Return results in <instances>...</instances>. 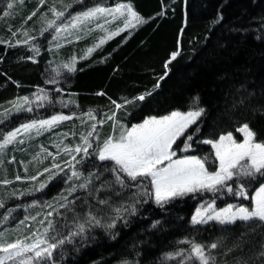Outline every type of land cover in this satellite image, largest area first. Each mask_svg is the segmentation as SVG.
Returning <instances> with one entry per match:
<instances>
[{
  "label": "snow or ice",
  "instance_id": "6c2138e0",
  "mask_svg": "<svg viewBox=\"0 0 264 264\" xmlns=\"http://www.w3.org/2000/svg\"><path fill=\"white\" fill-rule=\"evenodd\" d=\"M184 2L187 4V0ZM76 5L83 7L76 10ZM23 6L24 0H10L3 17L13 16ZM166 8L165 5L157 15H165ZM33 17H37L34 25L25 27ZM149 19L137 10L134 0H116L114 4L98 0L91 5L85 4V0H51V3L38 0L19 28L12 31L9 27L10 37H0V44L8 47L25 46L32 53L25 58L36 61L42 50L41 38L47 40L48 51L55 57L65 45L96 31L102 33L83 55L73 52L56 64L54 75H48L45 81L54 85V90L38 87L31 95L9 101V107L0 111V123H4L13 112L32 113L45 106L54 108L57 103L62 109L69 108L68 114L53 112L46 118L21 122L9 131L0 128V171L4 173L0 178V209H6L0 214V264H72L85 249L99 243L98 230L110 241H116L121 235L119 228L131 227L134 218H143L145 205L154 204L167 212L168 205L186 198L198 200L188 221L192 230L174 239L175 247L162 251L155 264H264V78L257 84L248 75L242 79L234 77L225 90L224 114L234 120V130L242 139L233 131H226L218 138L194 140L201 131L202 117L207 115L199 95L191 98L187 110L177 108L167 114H149L136 123L125 122V117L131 115L129 106L152 96L160 81L168 76L169 65L181 55L179 47L170 52L164 64L166 71L152 90L131 99L122 96L119 102L109 97L114 109L105 112L103 118L98 119L99 113L92 108L80 111L74 99L76 93H68L65 99V89L61 87V81L69 82L65 70L69 75L82 71L77 68L80 60ZM223 20L220 12L211 24L215 27ZM184 23L186 26V13ZM183 31L182 28L181 35ZM229 31L253 33L255 40L264 44V14L258 17L257 27L233 26ZM97 95L106 93L101 90ZM121 110L125 117L118 115ZM74 118L85 126L79 133L75 130L57 133L52 141L55 152L40 145V151L31 154V160L20 161L25 174L17 171L9 178L5 158L10 146L13 152H27V148L20 146ZM257 118L260 123L253 126ZM108 122L111 131L102 136L100 126ZM193 125L195 129L189 131ZM77 135V141L65 143L68 136ZM200 144L210 145L214 150L211 165L210 155L190 154ZM49 158L51 162L44 165ZM15 159L13 155L8 162ZM29 165L36 168L35 174H28ZM55 179L62 181L63 187L51 200L6 207L8 200L43 190ZM24 184L27 187L21 186ZM222 197L237 202L225 201L224 206H219L217 201ZM244 200L249 203H243ZM37 206L40 210L30 211ZM20 207L25 210L22 219L13 215ZM13 221L15 226L9 227ZM161 224V220L155 219L149 227L164 231ZM205 226L216 229L217 234L204 239ZM14 233L20 235L12 238ZM132 252L134 257L129 258L131 252L121 253L114 264H153L145 261V253L135 244ZM91 264L113 262L102 256Z\"/></svg>",
  "mask_w": 264,
  "mask_h": 264
},
{
  "label": "trees",
  "instance_id": "16d2710c",
  "mask_svg": "<svg viewBox=\"0 0 264 264\" xmlns=\"http://www.w3.org/2000/svg\"><path fill=\"white\" fill-rule=\"evenodd\" d=\"M6 2L7 0H0V18L6 9ZM48 2L51 3V0ZM94 2L98 0H85L87 5ZM115 2L116 0H107L108 4ZM37 4L38 0L32 1L10 21L12 28L15 29L20 25ZM134 4L144 17L151 19L135 30L122 32L98 48L91 57L80 60L77 68L82 71L78 70L74 75L66 74L68 83L61 81V87L65 89V99L68 93H76L74 99L78 101L80 111L87 112L92 108L99 113L98 119L103 118L105 112L114 109L109 97L119 102L122 96L131 99L133 96L152 90L158 77L166 71L164 64L170 52L179 47L182 49L181 55L169 65L171 71L160 81V87L153 92V95L147 97L144 102L137 101L135 105L129 106L131 115L125 117L122 110L118 115L125 117V122L136 123L149 114H167L177 108L187 110L192 102L191 98L199 95L201 106L207 109V115L202 117L201 131L194 140L208 136L218 138L219 134L226 131H233L240 137L234 130V120L224 114L225 90L234 77L242 79L244 75H248L254 78L257 84L261 78H264V44L255 40L253 33H233L229 28L249 25L257 27L258 17L264 14V0H187V4L184 0H134ZM165 5L166 14L157 15ZM81 7L83 6H75L76 10ZM220 12L223 13L224 20L213 27L211 21ZM254 17L257 19H253ZM32 19L34 20V17ZM32 19L28 21L29 24ZM182 28L184 31L181 35ZM5 30L0 28V37L10 36ZM245 36L247 39H244ZM94 40L96 38L92 40L86 38L66 45L61 49V60L67 59L73 52L78 56L83 54L86 47ZM31 54L24 46L11 48L6 44H0V111L9 107V101L15 100L18 96L31 95L38 87L54 90V85L45 82L48 75H51L48 62L53 61V57L44 48L36 61L25 58ZM59 61L55 59L56 64ZM221 77L224 79H220ZM101 90L106 95H97ZM61 111L68 114L69 108L62 109L57 103L54 108L45 106L35 109L32 113L21 111L12 114L4 123H0V128L9 131L21 122L36 117L46 118L53 112ZM110 123L101 126L102 136L110 133ZM197 123L200 124V121ZM259 123L257 118L253 126H258ZM82 127L85 126L81 125L79 119L74 118L34 139L31 146H27L29 148L27 152L8 150L5 167L8 168L9 178L16 169L22 172L24 165L20 163L21 160L27 162L32 158L31 154L40 151V145L49 146L50 142L45 141L48 136H55L61 130L63 133L71 130L79 133ZM195 127L196 125L191 126L189 131ZM190 154L210 155L209 165L212 163L211 157H214L211 146L205 144H200L195 151L190 150ZM13 155L16 159L9 163L8 160ZM84 167L87 171L88 165L85 164ZM35 172L36 170L30 171V174ZM3 175L4 173L0 171V178ZM62 187V181L55 179L45 189L32 195L29 200H51ZM225 201L237 202L222 197L217 203L219 206H224ZM243 203L248 204L249 201L244 200ZM197 204L198 200L186 198L185 201L168 205L167 212L154 204L145 205L143 218H134L135 222L131 227L119 228L121 235L116 241H110L102 231L98 230L99 243L85 249L76 261H72V264H91L92 260L100 259L102 256L114 264L116 257L121 253L128 255L131 252L129 258L135 256L132 252L133 244L145 253V261H152L155 264L156 258L162 251L175 247L174 239L191 232L188 221ZM155 219L161 220L164 231L149 227ZM205 229L204 239H211L213 234H217L214 228L205 226ZM140 241L144 243L141 244Z\"/></svg>",
  "mask_w": 264,
  "mask_h": 264
},
{
  "label": "rangeland",
  "instance_id": "374dc122",
  "mask_svg": "<svg viewBox=\"0 0 264 264\" xmlns=\"http://www.w3.org/2000/svg\"><path fill=\"white\" fill-rule=\"evenodd\" d=\"M32 1H34V0H24V6H23V8L21 9V10H18L17 12H16V14H14L13 16H10V17H3V15H2V17L0 18V28H4V29H6L5 31H8V34H10V36H11V32L8 30L9 29V27H11L12 28V26H11V22L10 21H12L14 18H16L17 17V15H19L29 4H31L32 3ZM8 2H10V0H7V2L5 3L6 5H5V7H7V3ZM46 7H47V5H46ZM43 10V9H42ZM37 15H39V13L37 14ZM33 20V19H32ZM36 20H37V17H34V20L29 24L28 22H27V24L26 25H24L25 27H31V26H33L34 25V23L36 22ZM28 21H30V20H28ZM24 22V21H23ZM23 22H20L19 24L20 25H18L15 29H13L12 28V31H15L17 28H19L22 24H23ZM37 27H38V25H37ZM99 35H102V33H100L99 31H96V32H94L92 35H90L89 37H87V38H89V39H94V38H97ZM9 36V37H10ZM45 36L47 37L48 36V34L46 33L45 34ZM50 38V37H49ZM86 39V38H85ZM41 41H42V45H41V49H45L48 53H50V55L53 57V60H55V59H58V60H61V55H59V56H55L54 57V55H53V53L52 52H50V51H48V44H47V40L46 39H44V38H41ZM19 46V45H18ZM20 46H23V45H20ZM66 46V45H65ZM64 46V47H65ZM25 47V46H24ZM94 53V52H93ZM92 53V54H93ZM61 54V53H60ZM83 54H84V52H83ZM83 54H81V55H83ZM78 55V54H77ZM91 57V56H90ZM88 59V58H87ZM56 68V62H55V64H49V67H48V70L51 72V75H54V69ZM65 74H67L66 73V70H65ZM14 113H17V112H13L12 114H14ZM11 114V115H12ZM5 121H7V120H5ZM4 121V122H5ZM66 122V121H65ZM198 122V121H197ZM64 123V122H63ZM62 123V124H63ZM61 124V125H62ZM101 127V126H100ZM58 128V127H57ZM57 128H54V129H57ZM53 129V130H54ZM65 129V128H64ZM65 131V130H64ZM50 132V131H49ZM45 133H48V132H44L43 134H45ZM58 133H62V130H61V132L59 131ZM240 137H238L236 134H234V135H236L238 138H240V139H242V135L241 134H239V133H237ZM42 136V135H41ZM41 136H39V137H37V138H40ZM37 138H35V139H37ZM78 138L79 137H77V138H73V137H71V138H69V137H67V139L65 140V143H74L75 141H77L78 140ZM56 139V135L55 136H48L47 137V140H45L46 142L47 141H49L50 143H49V146H47L46 148H48V150L49 151H52V152H55L56 151V148L53 146V144H52V141L53 140H55ZM34 140V139H33ZM32 140V141H33ZM71 140V141H70ZM31 141V142H32ZM31 142H30V144H28V143H26L25 145H21L20 147H23V148H27V150H29V148L27 147V146H31ZM210 146V145H209ZM9 150L11 151V146L9 147ZM213 156H214V150H213ZM29 160H31V158H29L28 159V161ZM210 161V160H209ZM51 162V160H50V158L48 159V160H45L44 161V165H47V164H49ZM210 163V162H209ZM217 164H218V162H217ZM44 165H41V167H43ZM7 170H8V168H7ZM10 170V169H9ZM34 170H36V168L33 166V165H29V173L28 174H30V171H34ZM13 172V174L11 175V177H13L15 174H16V172H17V169H16V171H12ZM11 172V173H12ZM21 175H24L25 173H24V168H23V170H22V172H19ZM33 174H35V173H33ZM14 186H16V185H14ZM22 187H27V184H24V185H21ZM36 192H39V191H36ZM36 192H34V193H32V194H27V195H25V196H23V197H20L19 199H17V198H12V199H10V200H8V202H7V205H6V207H15L17 204H31V202L33 201L32 199H30L29 200V198L32 196V195H34ZM6 209H0V214H2L4 211H5ZM38 210H40L39 209V207L37 206V208H35V209H30V211H38ZM13 215L14 216H16L18 219H22L23 218V216L25 215V210H24V208L23 207H20V208H17L16 209V212H14L13 213ZM15 226V221H13L12 222V224L11 225H9V227H14ZM16 235H20V233H14L13 234V236H12V238H15V236Z\"/></svg>",
  "mask_w": 264,
  "mask_h": 264
}]
</instances>
